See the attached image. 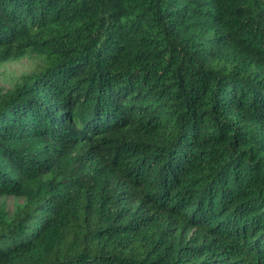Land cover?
I'll list each match as a JSON object with an SVG mask.
<instances>
[{
	"label": "trees",
	"instance_id": "1",
	"mask_svg": "<svg viewBox=\"0 0 264 264\" xmlns=\"http://www.w3.org/2000/svg\"><path fill=\"white\" fill-rule=\"evenodd\" d=\"M24 58L0 264H264V0H0Z\"/></svg>",
	"mask_w": 264,
	"mask_h": 264
},
{
	"label": "rangeland",
	"instance_id": "2",
	"mask_svg": "<svg viewBox=\"0 0 264 264\" xmlns=\"http://www.w3.org/2000/svg\"><path fill=\"white\" fill-rule=\"evenodd\" d=\"M40 60L20 59L9 62L0 67V89L3 91L13 88L15 83L21 82L24 76L39 72L42 68ZM6 208L13 211L15 201L12 198L5 199Z\"/></svg>",
	"mask_w": 264,
	"mask_h": 264
}]
</instances>
